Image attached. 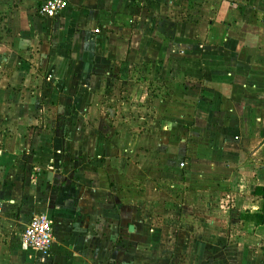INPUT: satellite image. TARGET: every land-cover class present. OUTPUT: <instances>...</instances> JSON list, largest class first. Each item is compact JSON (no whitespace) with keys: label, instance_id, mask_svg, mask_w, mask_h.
<instances>
[{"label":"crops","instance_id":"crops-1","mask_svg":"<svg viewBox=\"0 0 264 264\" xmlns=\"http://www.w3.org/2000/svg\"><path fill=\"white\" fill-rule=\"evenodd\" d=\"M42 1L0 0V264H264V0Z\"/></svg>","mask_w":264,"mask_h":264},{"label":"built area","instance_id":"built-area-1","mask_svg":"<svg viewBox=\"0 0 264 264\" xmlns=\"http://www.w3.org/2000/svg\"><path fill=\"white\" fill-rule=\"evenodd\" d=\"M66 5V0H43L38 6V13L41 16L52 17L61 12ZM20 240L23 248L48 254L53 241L51 218L45 213L32 215L22 231Z\"/></svg>","mask_w":264,"mask_h":264},{"label":"rangeland","instance_id":"rangeland-1","mask_svg":"<svg viewBox=\"0 0 264 264\" xmlns=\"http://www.w3.org/2000/svg\"><path fill=\"white\" fill-rule=\"evenodd\" d=\"M137 78H139V77H137ZM132 82H134V81H132ZM152 90H151V92L153 93V94H155V95H157V96H160V95H162L163 93H164V88H163V86L162 85H160V84H158L157 82L154 84V86H151L150 87ZM129 89H130V86L128 87H125V89L123 88V87H121L120 88V91H121V94L123 93V94H126L125 95V97H124V99H126V100H124V99H122V97L123 96H121L120 98L118 97V96H120V94L119 95H115L114 97H115V99L113 98V102H112V104H110V107L111 108H115V110H116V112L118 113V114H120V112L121 111H123L124 110V106H126V105H128V103H130L131 104V102H130V98H132L131 96H132V94H131V91H129ZM122 90L123 91H125V92H122ZM129 91V92H128ZM130 97V98H129ZM122 100V101H121ZM129 101V102H128ZM115 103V104H114ZM105 105V109H106V107H108V104H104ZM102 106H103V104H102ZM114 106V107H113ZM232 223H235L236 221L234 220H232L231 221ZM241 229V228H240ZM244 229L242 228L240 231H243ZM233 231V230H232ZM235 232V231H234ZM241 234V233H240Z\"/></svg>","mask_w":264,"mask_h":264},{"label":"trees","instance_id":"trees-1","mask_svg":"<svg viewBox=\"0 0 264 264\" xmlns=\"http://www.w3.org/2000/svg\"><path fill=\"white\" fill-rule=\"evenodd\" d=\"M255 193L259 194L263 197L262 207L259 212L247 213L245 215H241L242 220H250L253 221L256 225L264 224V186H257L255 189Z\"/></svg>","mask_w":264,"mask_h":264},{"label":"water","instance_id":"water-1","mask_svg":"<svg viewBox=\"0 0 264 264\" xmlns=\"http://www.w3.org/2000/svg\"><path fill=\"white\" fill-rule=\"evenodd\" d=\"M131 229H132V227H131Z\"/></svg>","mask_w":264,"mask_h":264}]
</instances>
